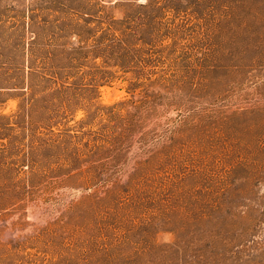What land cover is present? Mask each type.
<instances>
[{
  "label": "rangeland",
  "instance_id": "obj_1",
  "mask_svg": "<svg viewBox=\"0 0 264 264\" xmlns=\"http://www.w3.org/2000/svg\"><path fill=\"white\" fill-rule=\"evenodd\" d=\"M0 264H264V0H0Z\"/></svg>",
  "mask_w": 264,
  "mask_h": 264
}]
</instances>
